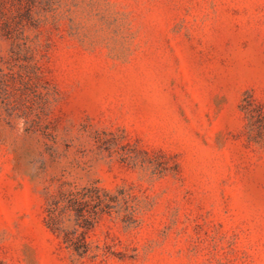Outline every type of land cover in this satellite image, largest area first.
<instances>
[{
    "label": "rangeland",
    "instance_id": "1",
    "mask_svg": "<svg viewBox=\"0 0 264 264\" xmlns=\"http://www.w3.org/2000/svg\"><path fill=\"white\" fill-rule=\"evenodd\" d=\"M0 264H264V0H0Z\"/></svg>",
    "mask_w": 264,
    "mask_h": 264
}]
</instances>
